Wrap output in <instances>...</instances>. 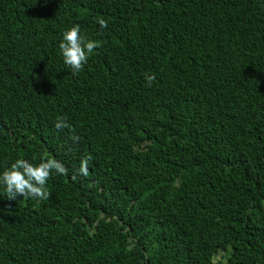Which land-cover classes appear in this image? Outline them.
Listing matches in <instances>:
<instances>
[{
  "label": "trees",
  "instance_id": "trees-1",
  "mask_svg": "<svg viewBox=\"0 0 264 264\" xmlns=\"http://www.w3.org/2000/svg\"><path fill=\"white\" fill-rule=\"evenodd\" d=\"M49 157L48 200L0 183V264H264V0H0V175Z\"/></svg>",
  "mask_w": 264,
  "mask_h": 264
},
{
  "label": "clouds",
  "instance_id": "clouds-1",
  "mask_svg": "<svg viewBox=\"0 0 264 264\" xmlns=\"http://www.w3.org/2000/svg\"><path fill=\"white\" fill-rule=\"evenodd\" d=\"M101 28L107 27V21L99 18ZM102 42L89 39L81 35L79 24H75L63 33V39L59 44L60 52L64 63L72 70L73 74L80 72L87 63L94 50L101 47ZM148 86L155 80L154 74L145 75ZM58 130L69 129L75 133V129L64 117H58L55 123ZM74 141H79L78 135H73ZM91 156L82 159L80 172L87 175V165ZM52 171L60 175L67 174L66 166L54 157L42 159L34 165L26 159H16L14 163L0 175V183L4 185L6 199L17 200V197L24 199L48 200L51 193L47 190V181L51 178Z\"/></svg>",
  "mask_w": 264,
  "mask_h": 264
}]
</instances>
